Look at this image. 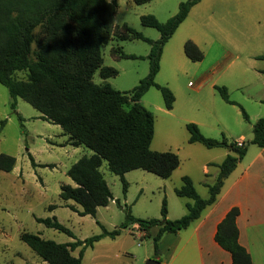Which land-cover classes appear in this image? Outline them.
I'll return each mask as SVG.
<instances>
[{
    "label": "rangeland",
    "instance_id": "1",
    "mask_svg": "<svg viewBox=\"0 0 264 264\" xmlns=\"http://www.w3.org/2000/svg\"><path fill=\"white\" fill-rule=\"evenodd\" d=\"M116 1L114 26L127 23L150 38H159L160 32L143 25L140 16L152 13L165 21L185 0H150L141 4L132 0ZM187 39L203 50L201 60L186 56L183 46ZM113 46L147 55L150 45L141 39H112L103 49V64L115 67L119 73L103 79L97 70L94 81L130 90L147 75L149 60L114 58ZM259 55H264V0H201L195 4L164 44L155 77L158 83L173 91V108L165 107L160 90L154 86L141 97V103L155 118L150 148L176 152L180 164L168 178L142 168L126 171L125 191L121 176L109 170L107 161L103 160L100 170L113 199L107 206H99L95 216L80 214L79 204L60 196L62 184L74 185L67 170L92 150L84 145H72L59 125L44 119L23 98H13L0 83V152L16 158L11 171L0 169V264H49L21 239L23 232L37 233L56 242L86 239L102 233L104 228H119L126 221V207L142 219L161 218L164 199L167 217L179 218L187 212L186 204L193 201L175 192L182 184L183 175H189L197 192L207 198L208 184L215 181L219 172L218 164L233 151L190 142L187 122H195L208 137L225 136L228 141H238L243 136L247 152L225 179L222 189L225 191L261 150L251 142L253 125L264 116V59ZM18 76L24 74L18 73ZM216 85L227 87L229 97L244 107L249 119L244 118L239 105L223 99ZM13 101L15 107L11 106ZM2 120H5L3 126ZM226 203L225 199L221 202ZM50 205L55 207L50 209ZM54 216L74 235L38 221V218ZM156 231L154 227L150 233H143L136 223L128 224L116 237L104 236L87 247L83 263L145 264L148 259L157 258L160 264H199L196 251L191 248L170 262L173 234L165 233L156 250L153 238ZM80 248L76 247L72 254L79 256Z\"/></svg>",
    "mask_w": 264,
    "mask_h": 264
},
{
    "label": "trees",
    "instance_id": "2",
    "mask_svg": "<svg viewBox=\"0 0 264 264\" xmlns=\"http://www.w3.org/2000/svg\"><path fill=\"white\" fill-rule=\"evenodd\" d=\"M136 4L150 0H132ZM201 0L180 2L178 11L167 20L155 14H143L141 23L156 28L160 37L152 39L127 23L113 25L117 13L116 0H0V83L13 98L21 97L42 113V117L59 125L68 134L72 145H84L92 150L81 156L67 170L74 185H61L60 196L71 199L82 209L80 214L95 216L99 206H107L113 199L110 187L100 170L103 160L108 169L121 176L136 168L153 172L163 178L171 176L179 166L178 154L171 150L155 151L150 148L154 135L153 112L141 103V97L154 86L160 90L164 105L172 109L173 91L155 80L160 69L164 44L187 17L191 8ZM111 39H141L149 43L147 55L127 53L121 46L111 48L115 58H147L150 63L146 76L132 89L119 90L110 83H96L94 74L101 78L116 76L119 71L103 64V48ZM184 52L191 60H201L203 50L191 39L184 42ZM264 59V55H259ZM264 71V70H263ZM18 73H23L19 77ZM224 100L239 105L245 119L244 107L229 97L226 86H215ZM15 107V101L11 103ZM5 120L1 121V125ZM190 142H199L207 148L225 147L233 151L218 164L219 172L208 184L209 195L202 197L189 175L182 176V184L175 188L178 196L191 198L187 212L179 218L167 217L166 200L162 217L142 219L126 207V221L114 230L72 242H56L37 233L23 232L21 239L49 264H84L82 257L104 236L116 237L128 224L136 223L139 230L150 233L156 227L155 248L158 250L162 235L187 228L200 217L202 211L214 203L225 179L247 152L244 141H228L225 136H205L195 122H187ZM251 142L264 148V116L253 125ZM1 133V127H0ZM16 158L0 152V169L11 171ZM50 205L49 208H54ZM240 209L232 206L218 223L216 242L231 254V264H253L250 252L239 241L237 216ZM45 225L74 235L56 216L38 218ZM151 235V234H149ZM80 248L79 256L72 250Z\"/></svg>",
    "mask_w": 264,
    "mask_h": 264
},
{
    "label": "crops",
    "instance_id": "3",
    "mask_svg": "<svg viewBox=\"0 0 264 264\" xmlns=\"http://www.w3.org/2000/svg\"><path fill=\"white\" fill-rule=\"evenodd\" d=\"M242 137L240 141H244ZM223 186L216 201L187 228L166 232L173 234L169 246L170 262L191 248L196 251L199 264H231V254L216 242L214 236L226 212L232 206H238L239 241L250 252L253 264H264V148L261 147L225 191ZM223 199L227 202L225 205L221 204Z\"/></svg>",
    "mask_w": 264,
    "mask_h": 264
},
{
    "label": "water",
    "instance_id": "4",
    "mask_svg": "<svg viewBox=\"0 0 264 264\" xmlns=\"http://www.w3.org/2000/svg\"><path fill=\"white\" fill-rule=\"evenodd\" d=\"M145 264H160V261L157 258L148 259Z\"/></svg>",
    "mask_w": 264,
    "mask_h": 264
},
{
    "label": "built area",
    "instance_id": "5",
    "mask_svg": "<svg viewBox=\"0 0 264 264\" xmlns=\"http://www.w3.org/2000/svg\"><path fill=\"white\" fill-rule=\"evenodd\" d=\"M238 144H239V145L242 144V141L238 140Z\"/></svg>",
    "mask_w": 264,
    "mask_h": 264
}]
</instances>
